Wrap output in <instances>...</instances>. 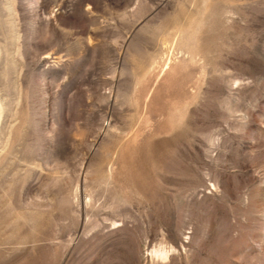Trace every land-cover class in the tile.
Masks as SVG:
<instances>
[{
    "label": "rangeland",
    "instance_id": "1",
    "mask_svg": "<svg viewBox=\"0 0 264 264\" xmlns=\"http://www.w3.org/2000/svg\"><path fill=\"white\" fill-rule=\"evenodd\" d=\"M0 264H264V0H0Z\"/></svg>",
    "mask_w": 264,
    "mask_h": 264
},
{
    "label": "bare ground",
    "instance_id": "2",
    "mask_svg": "<svg viewBox=\"0 0 264 264\" xmlns=\"http://www.w3.org/2000/svg\"><path fill=\"white\" fill-rule=\"evenodd\" d=\"M1 114H2V105L0 103V118H1Z\"/></svg>",
    "mask_w": 264,
    "mask_h": 264
}]
</instances>
